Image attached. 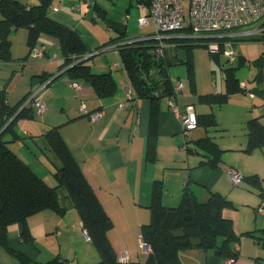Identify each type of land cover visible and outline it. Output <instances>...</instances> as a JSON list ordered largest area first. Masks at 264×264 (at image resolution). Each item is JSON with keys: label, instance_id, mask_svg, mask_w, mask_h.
Listing matches in <instances>:
<instances>
[{"label": "crops", "instance_id": "0c3cea01", "mask_svg": "<svg viewBox=\"0 0 264 264\" xmlns=\"http://www.w3.org/2000/svg\"><path fill=\"white\" fill-rule=\"evenodd\" d=\"M18 1L28 7L39 4V0ZM64 1L68 0H51L50 5H57L58 2L63 4ZM84 1L89 7L93 6V19L102 14L106 15L108 10L100 7L98 0ZM123 5H125L126 14L133 8V14L136 17L142 12L133 0L123 1ZM49 12L57 21L74 28L83 39L87 50L96 53L93 57L111 53L120 62L118 51L113 48V45L101 48L107 41L89 43L84 40L79 32L80 25L84 28L82 20L78 22L77 28L74 18L69 13ZM128 19L127 24L125 22L122 25L111 20L116 27L108 29V34L112 35L109 39L120 34H124V39L129 40L146 36L143 31L134 33V26L130 23L131 17ZM22 30L19 43L23 45V48L18 50L15 45V36L20 32L18 30L10 36L11 61L0 60V91H3L6 103L10 107L17 105L30 92L36 91L45 106V112L43 115H38L32 105H27L33 110V115L32 118H20L17 121L18 140L10 141L12 137L9 134L4 139L10 141L9 148L38 177L52 186L55 184L54 172L59 163L46 147L43 137L49 128H59L61 137L113 222V227L108 231L107 237L117 256L126 254L130 262L145 261L148 253H139L137 247L140 246V227L150 221L151 214L148 207L155 181L163 183L162 203L166 206L174 207L179 204L182 189L187 181H190L191 184L218 192L233 202L236 210H226L223 215L232 220L237 234L264 228V212L257 211L261 204L257 189L245 185L240 186L241 188L234 187L228 176L230 169H236L244 176L255 174L261 179V187L264 191V146L250 153L242 151L247 144L246 122L258 117L264 125L263 41L256 40L259 42L258 45H248L243 49L235 47L237 42L234 45L238 51L234 65L239 66L238 70L247 66L248 78L245 82L240 81L244 84V91L231 94L222 106L201 105L197 101V96L215 93L220 91L219 89H223L221 92H224L223 73V84L219 88L217 86V90L208 88L204 92L195 80V93H191L188 88L187 93H184L182 89L174 98H164L167 110L165 107L162 110L163 99L159 101L155 155L150 157V104L145 99H138L134 96L131 99L126 97V90L131 87L125 71L119 69L121 64L115 63V60L111 62H114L111 66L110 64L108 66L103 63L97 64L94 60L88 63L94 73L110 72L116 80L115 89L109 96L98 97L89 83L81 79H72V75L64 72V69L60 70L63 58L60 51L56 50L54 46L56 42L53 39L46 36L41 37L39 39L41 44H46L48 47L47 54L38 59L29 57V48L26 44L27 31ZM116 32L117 34L113 36ZM55 51L59 54H56L54 59L50 58L56 53ZM26 56V60L23 59ZM174 64L177 63L174 62L172 65ZM113 65L117 66L113 68ZM50 75L52 76L48 78ZM75 81L80 83L79 89L72 87ZM196 88L198 93H196ZM170 101H172V106ZM121 102L123 105L119 108ZM81 103L85 104L88 111L101 109L104 112L101 120L94 124L90 123L88 118L79 112ZM190 104L194 105L195 113L196 108H199L196 115L213 113L217 120V114L212 109L213 107L219 108L218 115L222 121H217V130L220 128L222 134L218 137L210 136L223 150L222 166L215 170L208 166H199V162L204 158L194 151L193 141L203 137L206 134L205 131L196 127L187 134L183 133L179 114H182L185 107ZM196 130L201 134L192 139L193 149H190L187 146L186 137ZM209 133L210 131L207 135ZM179 136H181L180 141ZM187 150H191V153ZM47 154L51 155L52 159ZM176 154L181 155L182 159H174ZM188 155H193V157H188ZM45 158H49L50 162L48 163ZM165 158L167 161H163ZM161 163L163 166L160 169L159 164ZM169 167L173 170L171 172L181 171L186 175L179 173L180 175L177 176L175 175L177 173H173L174 180H167L166 172ZM171 181H174L176 187L174 195L169 190ZM60 196L62 197L61 203L67 200L66 205L62 203L66 209L64 215H59L51 209H44L27 219V226L33 237L31 241L21 240L22 225L20 223H13L7 227V243L6 245L0 243V264H55L52 263L55 259L59 262L66 261L67 264H93L100 260L97 250L90 247V241H85V239L83 241L80 238L83 247L70 248L72 251L68 254H62L59 244L58 248L48 246L52 238H57L62 234L60 230L62 227L69 234L78 233L83 237L81 220L76 210L68 199H63L64 193H60ZM240 207L245 208L239 211ZM40 244H44L46 249H43ZM237 246L238 256L231 264H264V244L262 246L249 237H241ZM179 261L180 264H221V260L211 252L197 249L181 252Z\"/></svg>", "mask_w": 264, "mask_h": 264}, {"label": "trees", "instance_id": "16d2710c", "mask_svg": "<svg viewBox=\"0 0 264 264\" xmlns=\"http://www.w3.org/2000/svg\"><path fill=\"white\" fill-rule=\"evenodd\" d=\"M50 3L51 0H39V4L28 7L18 0H0V60L11 61L10 36L12 33L20 29L27 31L26 44L29 48V57L32 49L37 46L46 47L47 54V45L41 43L39 45V39L46 36L56 42L54 46L61 53L63 60L60 70L64 69V72L72 75V79H81L89 83L98 97L109 96L116 86V80L112 73L97 74L91 70L88 63L95 54L86 58L93 52L87 50L83 39L72 26L61 23L51 16L49 11H53L50 9ZM94 18L96 20L98 16ZM167 35L169 36L164 38L163 44L148 46L146 41L129 42L132 40L124 39L125 35L120 34L109 39L101 47L114 46L118 51L121 67L126 73L134 97L149 101L150 157L155 155L159 101L164 98L172 99L177 94L174 91L176 84L169 74V66L174 62L186 64L188 88L191 93H195L193 46L185 44V40L192 38L213 39L211 36H194L187 30ZM251 39L264 42L262 37ZM227 40L235 45L236 42L245 40V38L235 37ZM147 41L149 42V40ZM182 43L184 44L182 45ZM160 46L163 56L157 57L155 51ZM179 47L184 48L185 60L176 55L167 54L168 50H175ZM54 54L56 55V53ZM210 54L215 58L217 56L219 60L221 58L220 54L212 52ZM26 58L27 56L23 59L26 60ZM226 61L229 66L222 68L224 92L198 95L199 104L220 107L227 102L231 94L243 91L237 77L239 66L230 64L228 59ZM48 78L46 80H49ZM30 94L31 92L17 105L10 107L6 103L3 91H0L1 244L6 245L7 243L6 232L10 224L20 223L22 225L21 240L31 241L33 237L27 226L29 216L44 209H51L59 215H64L66 209L62 205L63 202L61 203L62 197L59 194L62 189L65 191L63 199H68L76 210L81 220L82 229L86 231L89 241L99 254L100 260L93 264H180L179 254L192 249L211 252L221 260L220 263L233 262L238 256L237 244L241 237H249L263 246L264 228L241 234L235 232L232 220L223 214L226 210H236V207L225 196L202 186L193 185L194 187H191L190 181H187L182 189L179 204L169 207L162 203L163 183L155 181L148 207L151 214L150 221L140 227L141 240L150 247V252L144 262L128 260L126 263H122L120 256H117L107 237L108 231L113 227V222L61 137L59 128H49L43 137L46 147L59 163L54 172L55 184L52 186L38 177L9 148L8 143L19 138L16 132L17 121L20 118H32L33 110L28 107L29 105L22 107ZM196 118L197 128L206 133L203 137L193 141L195 153L204 158L199 162V166H208L215 170L222 166L221 154L223 150L207 133L210 130H217V119L213 113L196 115ZM245 129L247 144L242 151L250 153L255 149L262 148L264 146V125L260 119L258 117L249 119L245 124ZM7 134L12 137L10 141L4 139ZM187 151L191 153V150ZM244 185L257 189L261 204L264 202L261 179L257 175H242L241 182L233 186ZM52 263L67 264L66 261L59 262L57 259Z\"/></svg>", "mask_w": 264, "mask_h": 264}, {"label": "built area", "instance_id": "2783aa9c", "mask_svg": "<svg viewBox=\"0 0 264 264\" xmlns=\"http://www.w3.org/2000/svg\"><path fill=\"white\" fill-rule=\"evenodd\" d=\"M139 9L145 12L144 17L138 18L139 27L152 26L155 34V38L163 44L164 38L169 36L167 34L177 33L181 31H189L192 35L198 36H211L213 39H220V43L212 42L208 44L210 52L214 54H222V57L228 59L230 64H233L238 56V51L235 49L231 41L228 38H243V37H262L264 35V0H191L189 20L186 19L183 0H133ZM61 3L50 6L53 12H58L63 9ZM72 12H80L81 7L79 5L70 6ZM128 19V17L126 18ZM253 28L246 31L229 34L230 31L238 30L242 27L251 26ZM263 38V37H262ZM225 45L230 46L229 50L223 48ZM114 48V46H113ZM159 54H162L161 46L157 49ZM46 54V47L37 46L31 51V58H42ZM96 53H92V56ZM50 58H56L53 54ZM113 68L116 65L112 66ZM243 83H240V87L245 89ZM72 87L75 89L80 88V84L72 83ZM183 86L181 83L177 84L174 91L178 93L182 91ZM250 94V92H248ZM134 96L132 89L126 90V97L131 99ZM172 106V101H170ZM32 105L38 115H43L45 112V106L40 98L37 96V92H31L29 98L24 102L22 107ZM123 103L119 104L121 108ZM79 112L86 116L90 123L94 124L101 120L104 112L101 109L88 111L84 103L79 106ZM181 125L183 127V133L194 130L197 127V118L193 105H187L185 111L179 114ZM228 176L231 184L238 185L242 180L241 173L236 169H230ZM259 213L264 212V202L258 207ZM59 234V232H57ZM85 240L89 241V237L86 231L82 232ZM140 247L144 251H150L149 247L139 237ZM120 261L126 263L128 257L126 254L120 256ZM231 261H226L221 264H231Z\"/></svg>", "mask_w": 264, "mask_h": 264}, {"label": "rangeland", "instance_id": "374dc122", "mask_svg": "<svg viewBox=\"0 0 264 264\" xmlns=\"http://www.w3.org/2000/svg\"><path fill=\"white\" fill-rule=\"evenodd\" d=\"M93 1L94 0H91V2H93ZM123 1H127V0H98V5L102 8H106L108 11H107L106 15L102 14L101 16H98V18L96 20L93 19V12H94L93 6L90 5V7H89L87 2H85L84 0L64 1L63 5L65 6V8L62 9L61 11L67 12L70 15H72V18H74V20H75L74 21L75 25H77L79 21H81V20L83 21L82 24H83L84 28L80 25L79 32L82 34L84 40L89 42V43H96L97 41L98 42L108 41L110 36H112V35L108 34V29L109 28L113 29L116 27V25L111 20L117 21L122 25L123 23L125 24L126 21L127 22L129 21V19H126V17H128V18L131 17L130 23H131V26H134V29H133L134 33L138 32V31H143V34L144 35L146 34V36L137 37L136 39H133L132 41H129V42L146 41L147 42L146 44L148 46H155L158 43L160 44L159 40L153 39V38H155V35H153L155 33L152 29V26H148V27L143 28V27H139V25H138V18L144 17L145 12L141 9L142 12L140 14H138V16L136 17L133 14V10H134V8H133L132 10H130L129 13L126 14L125 5H123ZM59 3L60 2H58L57 4H59ZM190 4H191V0H183V8H184V12H185V16H186L187 20H189ZM72 5H79L81 7V11L76 12V13L72 12L70 10V6H72ZM125 14L128 16H126ZM127 22H126V24H127ZM253 26H254V24L251 26L242 27L238 30L230 31L229 34L246 31L248 29L253 28ZM77 28H78V25H77ZM120 28H122V26ZM19 31L20 32L18 34H16V36H15L16 37L15 45L18 47V50H20L21 47L23 48V45H21L19 43V37L21 35L20 33L23 30L20 29ZM89 32H91V34ZM12 34H14V33H12ZM115 34H117V32L114 33L113 36H115ZM262 37L264 38V35ZM243 38H245V40L239 41L237 43V45L235 44L236 45L235 47H237V48L241 47V49H243V47H245V46H248V45L254 46V45H258V43H259V42L254 41V39H251V38H256V37H243ZM147 40H149V42ZM214 40H217V41H214ZM218 41H219V39H204V38L203 39L192 38V39L185 40V44H189V45L193 46L192 49H193L195 80H196V82H198L199 87L202 90H204V92L206 90H208V88H210L212 90H214L216 88L215 90H217V86L219 88L221 86V84H223L222 68L224 66H229L226 59L222 57V54H220L221 55L220 60L218 59L217 56L215 58V56H212L210 54L208 44H211L212 42H218ZM40 43H41V41H39V45H40ZM218 43H220V41ZM183 44L184 43H182V45ZM261 44H263V43H261ZM50 46L53 47V45H50ZM229 49H230V46L225 45L223 48V53L226 52L225 50H229ZM55 52H56V54H59V52H57V51H55ZM150 52L152 53V50ZM155 53H156L157 57L163 56L162 54H159L157 52V49H156ZM167 54L172 55V56L176 55L177 57L184 58L185 51H184V48L179 47L175 50H171V51L168 50ZM118 56H119V54H118ZM185 59H186V57L184 58V60ZM92 60L96 61L97 64L103 63L106 66H108L109 64L111 66L114 63V62L111 63L113 60L116 61L115 63L120 64L118 59H116L114 56H112L111 53H103V54H100L98 56H95L89 62H92ZM119 69H123V68L119 67ZM118 71H122V70H118ZM169 73H170L171 79L175 82V84L177 85V84L181 83L183 86V92L187 93L188 92V82L186 79V77H187V66H186V64L185 65L184 64H174V65L169 66ZM247 73H248V67L247 66L240 68L237 72L238 79L240 81L245 82L246 79L248 78ZM219 90L220 91H218V93H221V91L223 89H219ZM196 93H198L197 88H196ZM164 107L166 108V100L165 99L162 100V110L164 109ZM198 109L196 108L195 114H197ZM166 110H167V108H166ZM212 110L214 111V113L217 114L218 120L222 121V118L218 115L219 108L213 107ZM219 124H220V122H219ZM218 129L219 130H210L209 136H212V137L220 136L222 134L221 129L220 128H218ZM199 134H201V132L196 130L195 132L188 134V137H186V140H187L186 143L190 149H193V145L191 143L192 139L196 138V136H198ZM175 137H177V136H175ZM178 140L179 141L181 140V136H179ZM51 155L47 154V156L50 159H52ZM188 157H193V155H188ZM45 159L47 160L48 163L50 162L47 158H45ZM174 159H178V160L182 159V156L179 154H176ZM163 161H167V159L165 158V159H163ZM162 166H163L162 163L159 164L160 169L162 168ZM170 169H171V167H169V169H167V172H166L167 180L168 179L174 180L173 179V173H177V174H175L177 176L180 175L179 173H181L182 175H186L185 172H181V171L171 172L173 170H170ZM187 176H188V173H187ZM190 185H191V187H194L193 186L194 184H190ZM234 187H238V186H234ZM175 188L176 187H175L174 181H171V183H169V190H170L171 194L175 193ZM238 188H241V187L239 186ZM234 189H237V188H234ZM60 193H65V191L61 189L59 191V194ZM255 197L258 199L257 196H255ZM66 201L67 200H63L64 205H66V203H65ZM244 208L245 207H240L239 211H242ZM60 230H61L62 234L60 236H58L57 238H52L53 240L51 241V243L48 246H51L52 248H58V244H59V250L62 252V254H68L69 251L71 252L72 249H70V248L79 249L80 247H83V245L81 244L80 238L83 241H84V238L82 236L78 235V233L69 234L63 229V227L60 228ZM64 241H65V243H64ZM85 241H88V240H85ZM89 243H90L89 244L90 247H92L96 251V248L94 247V245L91 242H89ZM40 245L43 246V249H46L44 244H40ZM137 248L139 249L138 252L141 254L150 252L148 250L144 251L139 245Z\"/></svg>", "mask_w": 264, "mask_h": 264}, {"label": "water", "instance_id": "95a60500", "mask_svg": "<svg viewBox=\"0 0 264 264\" xmlns=\"http://www.w3.org/2000/svg\"><path fill=\"white\" fill-rule=\"evenodd\" d=\"M100 53V51H98Z\"/></svg>", "mask_w": 264, "mask_h": 264}]
</instances>
